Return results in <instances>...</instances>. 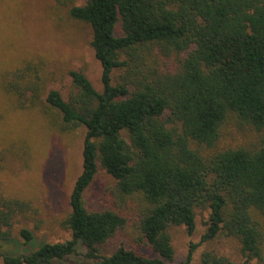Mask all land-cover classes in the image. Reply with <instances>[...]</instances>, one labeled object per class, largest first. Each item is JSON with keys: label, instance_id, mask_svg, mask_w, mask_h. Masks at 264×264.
<instances>
[{"label": "trees", "instance_id": "trees-1", "mask_svg": "<svg viewBox=\"0 0 264 264\" xmlns=\"http://www.w3.org/2000/svg\"><path fill=\"white\" fill-rule=\"evenodd\" d=\"M69 14L92 28L103 90L71 71L68 100L47 94L45 64L28 61L8 66L0 96L18 110L43 109L61 133L86 129L66 218L72 239L1 253L2 264H192L196 246L177 263L171 231L185 226L192 235L198 210L209 212L202 241L235 237L244 264H264V0H86ZM234 130L258 138L220 148ZM100 169L115 180V195L137 206L141 241L156 256L125 244L101 250L130 218L87 208ZM30 209L0 194V240L15 242L14 225ZM21 235L34 240L27 229ZM203 262L240 264L211 252Z\"/></svg>", "mask_w": 264, "mask_h": 264}, {"label": "rangeland", "instance_id": "rangeland-1", "mask_svg": "<svg viewBox=\"0 0 264 264\" xmlns=\"http://www.w3.org/2000/svg\"><path fill=\"white\" fill-rule=\"evenodd\" d=\"M85 2L0 0V82L8 66L21 67L30 61L45 64L49 77L47 94L57 90L68 100L73 88L71 71L84 72L94 87L102 91V67L91 47L92 28L69 14L73 5ZM4 96H0V194L26 201L31 209L14 225L15 242L0 240V255L7 251L23 254L44 243L72 239L66 218L71 212L70 195L83 171L87 131L82 127L73 133H61L50 127L43 109L18 110L15 99ZM257 138L255 132L234 130L223 138L220 148L251 144ZM115 185V180L100 169L85 193L89 210L125 211L130 218L128 227L101 250L110 254L125 244L139 254L156 256L152 248L141 241L136 221L137 206L119 199L115 195ZM208 221L209 212L198 210L196 230L192 235L185 226L172 229L176 262L182 263L196 246L192 264H204L203 257L207 252L244 264L247 258L237 238L220 235L212 241H202L209 227ZM23 229L34 235L30 244H26L21 235ZM85 253L86 248L80 245L78 259ZM250 264L258 262L253 260Z\"/></svg>", "mask_w": 264, "mask_h": 264}]
</instances>
